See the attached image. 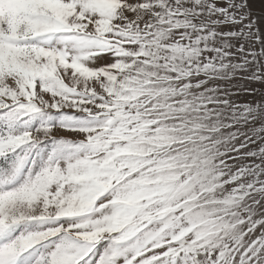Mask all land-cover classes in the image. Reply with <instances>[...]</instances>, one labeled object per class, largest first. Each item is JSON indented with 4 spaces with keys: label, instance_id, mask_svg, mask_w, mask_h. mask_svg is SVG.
<instances>
[{
    "label": "snow or ice",
    "instance_id": "obj_1",
    "mask_svg": "<svg viewBox=\"0 0 264 264\" xmlns=\"http://www.w3.org/2000/svg\"><path fill=\"white\" fill-rule=\"evenodd\" d=\"M252 2L0 0V264H264Z\"/></svg>",
    "mask_w": 264,
    "mask_h": 264
},
{
    "label": "rangeland",
    "instance_id": "obj_2",
    "mask_svg": "<svg viewBox=\"0 0 264 264\" xmlns=\"http://www.w3.org/2000/svg\"><path fill=\"white\" fill-rule=\"evenodd\" d=\"M252 7H253L254 11H256L257 13L264 12V0H253ZM238 83H240V82L239 81H233V84H238ZM250 87L259 88L261 86L260 85H250ZM239 99L242 101H246V100L253 99V97L249 96L247 94H243L239 97Z\"/></svg>",
    "mask_w": 264,
    "mask_h": 264
}]
</instances>
